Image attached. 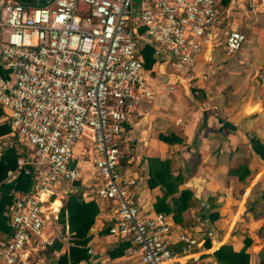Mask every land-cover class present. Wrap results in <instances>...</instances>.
Instances as JSON below:
<instances>
[{"label":"built area","instance_id":"built-area-1","mask_svg":"<svg viewBox=\"0 0 264 264\" xmlns=\"http://www.w3.org/2000/svg\"><path fill=\"white\" fill-rule=\"evenodd\" d=\"M219 1L0 0V60L13 76L0 78L10 127L0 135V153L17 154L6 180H33L32 190L17 193L7 207L11 233L0 240V264H32L28 248L48 242L44 204L55 184L80 178L83 158L75 147L83 138L102 180L96 197L114 203L107 233L131 244L126 257L138 259L132 264H202L203 239L139 207V179L121 170L128 156L123 128L142 115L141 101L154 97L142 75L143 46L165 55L178 76L191 77L196 56L218 41ZM245 40L243 32L227 31L226 51L238 52ZM253 75L264 85V70L254 68ZM87 253L78 264H102L92 246Z\"/></svg>","mask_w":264,"mask_h":264},{"label":"crops","instance_id":"crops-1","mask_svg":"<svg viewBox=\"0 0 264 264\" xmlns=\"http://www.w3.org/2000/svg\"><path fill=\"white\" fill-rule=\"evenodd\" d=\"M13 1L38 4L43 0ZM217 8L222 19L218 41L196 56L191 77L178 76L167 57L156 55L152 46L154 62L150 68L144 66L142 55V75L154 97L143 99L142 115L124 125L128 156L121 170L139 179L135 199L141 209L164 213L173 227H188L205 241L202 264H226L217 256L223 247L235 254L244 250L247 264H264V85L253 75L254 68L264 70V0H220ZM231 29L246 36L236 53H228L224 45V35ZM0 78L13 81L1 60ZM3 114L6 119L0 106V125L9 127L2 120ZM76 149L75 153L83 158L77 159L80 178L50 189L44 204V236L48 242H35L28 248L32 264H53L69 250L70 243L63 241L60 250L48 254L47 247L56 240L50 241L47 225L59 222L67 201H62L64 193L74 192L68 190V185H84L89 178L87 170L96 172L90 160L84 158L90 154L91 144L81 147L79 141ZM15 157L13 149L0 153V240L11 233L8 205L17 193L33 188L29 176L6 180L7 169L16 164ZM5 165L10 167L5 169ZM182 191L189 193L185 202L180 198ZM76 194L84 201L94 200L99 207L88 232V247L94 233H107L115 207L113 202L90 196L85 190ZM64 229L67 233L66 225ZM208 231L213 235L208 236ZM172 238L176 240V231ZM98 242L94 251L102 264L129 259V242L111 238L107 243L101 239ZM117 251L120 254L113 256ZM222 256L236 263L230 254Z\"/></svg>","mask_w":264,"mask_h":264},{"label":"trees","instance_id":"trees-1","mask_svg":"<svg viewBox=\"0 0 264 264\" xmlns=\"http://www.w3.org/2000/svg\"><path fill=\"white\" fill-rule=\"evenodd\" d=\"M44 1V0H43ZM41 1V2H43ZM153 48L146 44L141 53L144 56V66L150 68L153 64L152 59ZM9 127L6 125H0V133L8 132ZM16 158V157H15ZM2 162V160H0ZM16 162V161H15ZM14 162V163H15ZM12 167L14 165H11ZM9 165H5V169L9 168ZM159 178V177H158ZM164 179V178H163ZM160 182L165 184L164 180L159 179ZM167 188L169 187L167 183ZM189 193L187 191H182L180 193V198L184 202L188 199ZM99 212V207L94 200L84 201V199L77 194H69L65 205L62 207L59 213V222L65 230V225L67 226V234L69 235L68 242L69 250L60 254L53 262V264H78L82 259L87 258L89 255L87 253V243L89 240V230L94 223L95 217ZM63 241L61 239L56 240L54 244L47 247L48 254L53 253L54 250H60ZM127 245H125L126 247ZM123 247V248H125ZM223 254H230L231 258L234 260V264H247L248 255L244 250L238 253H230L226 247H223L217 252L218 258L226 264H231L228 258L224 259ZM113 256L119 255V251L112 253ZM236 259V260H235Z\"/></svg>","mask_w":264,"mask_h":264},{"label":"rangeland","instance_id":"rangeland-1","mask_svg":"<svg viewBox=\"0 0 264 264\" xmlns=\"http://www.w3.org/2000/svg\"><path fill=\"white\" fill-rule=\"evenodd\" d=\"M1 116L3 118L2 120H5L4 114ZM80 143H81V147H82V145H85L86 147H90V142L86 138H83V140H80ZM84 158L88 159L87 155L84 156ZM91 167H93V165ZM86 170H87V168H86ZM87 171L89 172V176H88L89 178H87L88 180L85 181V184L82 185L80 182H79V184H76V183L69 184L67 187L68 190L70 188L74 192L69 191V193H67V195L70 193L76 194V193L81 192V190L82 191L85 190V192L87 194H89L90 196L96 197V194H95L96 188L102 183V180H101V178L96 177V172H94L93 170L90 169ZM82 186H84L85 188H83ZM67 195L64 193V197L62 198L63 202H65L66 199L68 198ZM47 227H48L47 232L49 234L50 241L53 242L54 240H59V239H61L62 241H65V243L68 241L69 235L67 233H65V230L62 229V224L60 222L50 223L47 225ZM44 228H45V226H44ZM99 239L104 240L105 243H107L110 240L108 233H102V234L94 233V235L92 236L90 243H89L94 248V250H97V247L99 245V242H98ZM45 249H43V251H44L43 253H45V256H47V252L45 251ZM137 260L138 259L136 257H134L131 259H125L123 261L118 260L114 264H124L127 262L132 264V263L136 262Z\"/></svg>","mask_w":264,"mask_h":264},{"label":"bare ground","instance_id":"bare-ground-1","mask_svg":"<svg viewBox=\"0 0 264 264\" xmlns=\"http://www.w3.org/2000/svg\"><path fill=\"white\" fill-rule=\"evenodd\" d=\"M76 148V147H75Z\"/></svg>","mask_w":264,"mask_h":264}]
</instances>
